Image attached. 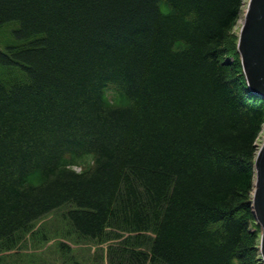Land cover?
<instances>
[{
	"label": "trees",
	"instance_id": "obj_1",
	"mask_svg": "<svg viewBox=\"0 0 264 264\" xmlns=\"http://www.w3.org/2000/svg\"><path fill=\"white\" fill-rule=\"evenodd\" d=\"M244 3L0 0V244L64 207L107 264H260Z\"/></svg>",
	"mask_w": 264,
	"mask_h": 264
},
{
	"label": "rangeland",
	"instance_id": "obj_2",
	"mask_svg": "<svg viewBox=\"0 0 264 264\" xmlns=\"http://www.w3.org/2000/svg\"><path fill=\"white\" fill-rule=\"evenodd\" d=\"M246 1L241 10V17L229 31L225 41L227 54L237 51L238 34ZM13 30L14 27L3 30L5 33L0 38V43L4 44L5 41L11 40L14 37ZM263 136L264 129L258 143L262 141ZM65 210L64 207L54 210L37 220L33 229L13 248L7 249L0 244V264H107L108 247L121 239L99 242L76 236L63 216ZM257 228L259 233L255 242L259 248L261 229ZM259 262L263 264L261 259Z\"/></svg>",
	"mask_w": 264,
	"mask_h": 264
},
{
	"label": "water",
	"instance_id": "obj_3",
	"mask_svg": "<svg viewBox=\"0 0 264 264\" xmlns=\"http://www.w3.org/2000/svg\"><path fill=\"white\" fill-rule=\"evenodd\" d=\"M237 50L250 90L264 99V0H247ZM251 205L260 226V259L264 264V137L254 158Z\"/></svg>",
	"mask_w": 264,
	"mask_h": 264
}]
</instances>
